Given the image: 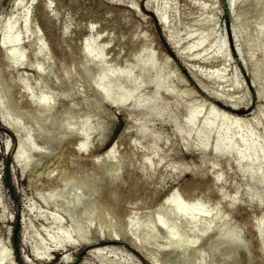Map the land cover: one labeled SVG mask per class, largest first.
Returning a JSON list of instances; mask_svg holds the SVG:
<instances>
[{
  "label": "rangeland",
  "instance_id": "obj_1",
  "mask_svg": "<svg viewBox=\"0 0 264 264\" xmlns=\"http://www.w3.org/2000/svg\"><path fill=\"white\" fill-rule=\"evenodd\" d=\"M146 2L22 0L21 5H16L14 0H0L1 56L7 50L1 45L7 34L3 30L6 13H9V25L21 30L15 51L22 49L23 55L11 73L16 81L12 98L18 103L17 107L33 113L30 99L35 101L42 93L52 95L53 82L59 83L61 73L66 75L69 89H72L71 93L55 92L52 96L53 104L58 108L70 104L65 123L53 125L49 138L35 141L43 153L33 154V164L24 170L12 161L16 146L13 133L0 124V247L9 254L8 264H25L22 256L33 264H101L94 256L86 255L91 245L83 246L82 243L63 247V253L70 259L62 262L49 238L58 233L49 212L61 211L59 215L64 221L75 214L72 206L67 211H63L62 206L76 190L78 194H87L78 217L87 215L94 197L86 193L88 188L69 176V171L76 165L82 169H73L75 173L98 171L104 161L101 157L115 141L114 158L121 182L111 186L116 187L123 206H118L117 219L114 218L112 223L123 222L128 213L132 214L133 221H137L138 216L149 214L173 191L195 190L207 215L218 202L224 213L222 222L236 224L244 243L257 258L255 264H264V232L255 227L264 214V157L247 161L237 157L233 149L229 152L215 150L212 134L205 148L194 134L195 128L202 129L201 117L195 120L193 131L185 125L188 109L196 105H201L202 114L214 107L222 114L218 116L243 119L248 118L254 105H259L264 122V96L256 94L258 89H264V73L260 71L258 81L254 83L249 59L252 53V60L258 64L262 62L264 40L255 49L251 48V31L235 19L245 0L237 1L232 7L228 0H165L166 20L172 26L179 47L189 45L197 34L208 30L210 40L223 44L219 56L224 52V57L213 56L216 46H210L208 40L203 46L193 47L191 56L182 59L167 42L164 29L146 7ZM163 3L151 0L150 5L154 9L163 7ZM24 18L27 23L21 28ZM234 25L239 30V38L234 36ZM88 42L92 43L90 55L93 58L101 56L105 69L111 67L114 72L131 70L132 78L139 81L133 96L150 98L146 105H135L129 100L117 106L98 97L95 86L101 70L89 65L90 71L83 74L78 66L72 67V55L78 54L79 48ZM143 45V50H137ZM148 56L150 61L142 63ZM218 68L224 70L222 82L210 77ZM155 71L159 73L161 84L158 88L151 82ZM118 76L115 73V77ZM233 79L237 87L231 86ZM17 82L26 86L21 87ZM74 84L78 89L72 86ZM167 85L172 86L173 93L164 90L163 86ZM116 86L107 82V88L112 91ZM123 89L128 87L123 85ZM219 90L234 97H244L236 105L228 104L210 93ZM216 123L220 122L216 120ZM245 124L253 128L255 135L264 137L261 121ZM64 125L69 128V133L57 141L54 136ZM82 125L80 135L87 141L83 151L77 149L80 135L76 133ZM187 132L191 133L187 135ZM204 134L207 132L203 131ZM179 194L181 203L187 205L186 197ZM166 212L173 218L172 208ZM153 214L156 219L164 218L161 209ZM95 222L91 223L92 232L99 230L103 238L109 237L110 228L96 227ZM182 225L188 228L192 222L184 219ZM151 227L138 224L139 238L143 245H148L145 254L134 249L123 235H119L118 240L102 239L96 244L112 245L105 254L112 264H149L147 258L151 254L158 264H179L180 251L176 249L175 253L173 246H167L168 238L161 229L155 225ZM151 232L158 234L156 243L150 242ZM212 233L214 235L215 231L210 230L198 239L184 256L191 261L192 251L203 252ZM23 239L24 244L21 243ZM37 241L41 259L36 260L30 248ZM158 243L164 246L157 254L153 247Z\"/></svg>",
  "mask_w": 264,
  "mask_h": 264
},
{
  "label": "bare ground",
  "instance_id": "obj_2",
  "mask_svg": "<svg viewBox=\"0 0 264 264\" xmlns=\"http://www.w3.org/2000/svg\"><path fill=\"white\" fill-rule=\"evenodd\" d=\"M237 1L239 0H228V3L230 7H232ZM161 2H164L162 4L163 7L159 6L152 9V6L150 5L151 0H147L146 7L153 12L155 18L161 24L166 34V40L177 57L182 59L190 57V50L193 47L203 46L208 40L210 46L214 45L217 49H215L213 56L224 57V52L221 53L222 56H219L220 52H222L220 51L223 47L222 41L214 42L210 40V30L197 34L195 40L189 45H186L183 48L179 47L172 30V26L166 20L164 12L165 0H161ZM14 3L16 5H21L22 0H14ZM8 19L9 13H6V24L3 26V30H5L7 34L2 39L1 45L5 46L7 50L3 52L2 56L0 55L2 57H0V124L13 133L16 139V146L12 153V161L21 165V168L24 170L25 167L33 164V154L40 155L43 153V150L39 149L35 144L37 142L36 140L41 139L42 137L49 138V132L51 133L53 125L57 123H65L64 118L70 104H68V106L58 108L53 104L52 96L56 93H71L72 89H69L66 75L61 73L62 77H60L61 79L58 82L62 85L57 82H53L54 90L51 91L52 95L42 93L39 95L37 100L33 101L30 99V106L33 108V113L29 114L23 107H17L18 103L12 98V89L15 85L14 82L16 81L11 76V73L17 67L19 60L23 55L22 49L15 51V46H17L20 41L19 32L21 30H18L16 27L13 28V25H9ZM235 19L242 21L251 31L249 40V46L251 48H254L259 43H262L264 40V0H245L244 5L240 8L239 12L235 14ZM26 23L27 19H22L20 27L22 28L26 25ZM20 27L18 28L21 29ZM233 30L234 36L239 38L240 33L236 25L233 26ZM144 47V45L142 47H138L137 50H143ZM91 48V42H88L85 46H81L79 48V53L72 55V67L78 66L81 71H83V74H87L90 71L89 65L97 67L101 70L96 79L97 84L95 86V91L97 92L98 97L104 100L106 99L111 104L117 106H121L129 100H133L135 105H146L150 98H136L133 96V92L138 86L139 81L132 78L131 70L123 69L120 72H114L111 67L105 69L103 61L100 58L101 56L93 58V56L90 55ZM104 48L105 45H103V50ZM205 59L208 58L206 57ZM249 59L251 63V77L253 82L257 83L258 78L260 77V71L264 73V59L258 64L252 60V53H250ZM149 61L150 59L148 56L142 60V63L146 64ZM34 67L39 70L37 65ZM222 71H224L222 68H218L211 73L210 77L216 82H222ZM115 73L119 76L115 77ZM158 76L159 73L155 71L151 80L154 88H158L161 85L158 81ZM107 82H112V85L117 84L113 91L110 87L107 88ZM17 83L21 85V87L26 86L25 83ZM123 85H126L128 89H123ZM72 86L78 89V85H76V87L75 84ZM231 86H238L235 79L232 80ZM163 88L168 93H173L171 85L163 86ZM210 93L214 98L224 100L228 104L234 105H236V103H240L244 97H234L227 94L224 90ZM256 94L264 96V89H258ZM218 112L219 111H217L214 107H210L202 114L201 105H196L188 109L187 116L185 118V125L189 128V130L195 128V120L201 117L202 129H194V134L197 137L196 139L201 145L206 148L208 146V137L212 134L215 139V150L220 152H229L233 149L235 150L237 157L243 158L247 161H254L264 157V137L262 138L255 135L253 128L245 124V122L248 121H253V123H259L261 121L264 124L262 121L261 106L254 105L251 109V113L248 114V118L246 119H243V117L230 118L227 116H221V112ZM219 114H221V117L218 116ZM216 120L220 123H216ZM83 127L84 125H82L78 132H76L78 135H80ZM201 130L207 132V135H203V131ZM68 133L69 128L64 125L54 138H56L57 141H61V139L65 138ZM189 133L187 132V135H189ZM48 141H50V139H48ZM116 143L117 141L111 143V146H108L109 148L104 152L101 157L104 161L98 171L93 173L78 171L80 173H75L73 169H82L78 165L71 167L73 169L69 171V176L76 178L78 182L88 188L86 193H89L90 195L92 194L94 197L95 201L92 205L90 204L92 208L88 211L87 215L84 218L78 217V214H81L82 206L85 201L83 199H85L87 194H78L76 190L65 199L62 206L63 211L69 210L72 206L75 210V214H71L68 216V219L64 221L59 215L62 213L61 211L49 212V217L52 223L56 224L58 227V233L56 235H50L49 238L55 245V251L60 254V260L62 262H67L70 259L68 254L63 253V247H71L78 245V243H82L83 246L91 245V248L86 253L87 256H94V258L99 260L101 264H112V261L106 258L107 256L105 255L111 250L112 245H99L96 243L100 242L102 239L118 240L119 235H123V237L130 242V245L134 249L144 253V250H146L148 245H143L141 239L139 238L138 224L145 223L147 226L153 227V225H155L161 229V231H163L168 238L167 246H173V251L175 253L176 249L180 251L181 254L178 257L179 264H192L193 261L196 262L194 264H255L257 258L244 243L238 226L236 224L222 222L224 213L219 208L218 202H216L213 206L211 214L207 215L204 211L203 203L199 200V196L196 194L195 190H187L185 193L180 192L179 190L173 191L171 196L166 201L160 203L149 214L138 216L137 221H133L132 214L128 213L123 217V219H125L124 221L122 220L123 222L120 221L118 224L112 223L114 218L117 219L116 213H118V206H123L118 200V191L116 187L114 186V188H112L111 186L114 183L117 184L121 182L119 180L118 167L116 166L114 158ZM86 146L87 141L85 136L80 135L77 143V149L83 151ZM121 158L124 159L123 156ZM60 186L63 185L60 184ZM103 188H106L108 191L105 192ZM179 193H182V195L186 197L188 201L187 205L185 203H181ZM43 200H45V198H43ZM169 208L174 210L175 214L173 218H170L166 212ZM160 209L164 214V218L156 219L153 213L159 211ZM218 212H220V214ZM184 219H189L192 222V225L185 228V226L182 225ZM203 219H205V221H203ZM93 220L96 221V225H94L96 227L98 225L99 227L106 226L107 228H110L108 232L109 237L103 238L99 233V230L95 233L92 232L91 223ZM255 227L258 231L263 230L264 232V214L257 220ZM210 230H214L215 233L214 235L212 233L211 236H208L209 238H207L206 244L204 245V247L206 246L205 250L200 253L192 251L191 261H189L184 256L185 251ZM155 233L156 232L150 233V239L152 240H150V242L152 243H156L158 241V234L156 236ZM73 234L75 235L73 236ZM21 243L24 244V239ZM37 245H40L39 241H37V244L31 246L30 248L31 255H33V257L35 256L36 260L41 259ZM163 246L164 245L158 243L153 247V251L155 253L157 251L160 252ZM151 256L149 255L147 258L148 263L158 264L156 259ZM8 257V252L4 251L2 247H0V264H8L6 261V258ZM21 259L25 264H33V262L23 256Z\"/></svg>",
  "mask_w": 264,
  "mask_h": 264
}]
</instances>
